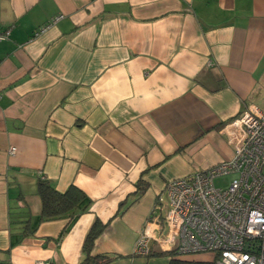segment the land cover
I'll list each match as a JSON object with an SVG mask.
<instances>
[{"label":"crops","instance_id":"crops-1","mask_svg":"<svg viewBox=\"0 0 264 264\" xmlns=\"http://www.w3.org/2000/svg\"><path fill=\"white\" fill-rule=\"evenodd\" d=\"M7 27L0 264H78L95 219L90 255L105 264L206 261L169 249L155 206L170 180L232 157L228 123L264 111V0H0ZM40 179L91 204L19 239L40 214Z\"/></svg>","mask_w":264,"mask_h":264},{"label":"built area","instance_id":"built-area-1","mask_svg":"<svg viewBox=\"0 0 264 264\" xmlns=\"http://www.w3.org/2000/svg\"><path fill=\"white\" fill-rule=\"evenodd\" d=\"M9 34V27L0 29V42ZM223 130L232 157L170 180L159 194L155 208L165 211L163 240L177 255L211 253L206 261L212 264H264V111L246 109ZM225 174L235 177L226 188L215 187L213 179ZM147 246L143 232L136 250L147 252Z\"/></svg>","mask_w":264,"mask_h":264},{"label":"trees","instance_id":"trees-1","mask_svg":"<svg viewBox=\"0 0 264 264\" xmlns=\"http://www.w3.org/2000/svg\"><path fill=\"white\" fill-rule=\"evenodd\" d=\"M36 193L41 201V210L37 219L32 223L26 219L21 225L19 239L34 233L38 222L53 218L70 215L76 217L88 210L91 200L85 193L74 185H69L64 191L56 190L48 181L40 179L36 184ZM104 224L95 219L88 229L83 242V251L85 255L78 264H105L108 258L105 256H91L90 251L94 240L103 231ZM174 253V252H173ZM170 264H212L207 261H186L172 259Z\"/></svg>","mask_w":264,"mask_h":264},{"label":"rangeland","instance_id":"rangeland-1","mask_svg":"<svg viewBox=\"0 0 264 264\" xmlns=\"http://www.w3.org/2000/svg\"><path fill=\"white\" fill-rule=\"evenodd\" d=\"M233 177H235V174L219 175L213 179V183L215 187L224 189L229 185ZM165 197L166 195L163 194V199H165ZM196 255L201 256V258H203L204 260L210 259V257L212 256L211 253H199V254H194L193 256H196Z\"/></svg>","mask_w":264,"mask_h":264}]
</instances>
